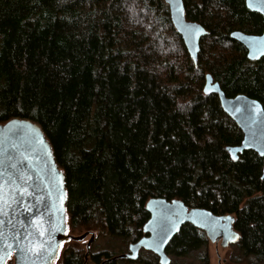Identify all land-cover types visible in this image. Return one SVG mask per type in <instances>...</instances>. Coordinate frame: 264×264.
<instances>
[{
    "label": "trees",
    "instance_id": "1",
    "mask_svg": "<svg viewBox=\"0 0 264 264\" xmlns=\"http://www.w3.org/2000/svg\"><path fill=\"white\" fill-rule=\"evenodd\" d=\"M184 3L208 31L197 63L164 0H0V124L19 117L42 127L66 177L69 234L126 246L144 236L151 197L179 198L233 214L243 256L264 264L263 157L232 159L228 146L244 134L204 92L211 74L227 96L264 106V57L250 60L231 38L262 34L264 16L246 0ZM208 242L187 223L167 252L184 257ZM115 256L69 239L60 264H160L147 250ZM199 260L209 264L207 252Z\"/></svg>",
    "mask_w": 264,
    "mask_h": 264
},
{
    "label": "water",
    "instance_id": "2",
    "mask_svg": "<svg viewBox=\"0 0 264 264\" xmlns=\"http://www.w3.org/2000/svg\"><path fill=\"white\" fill-rule=\"evenodd\" d=\"M170 9L172 22L180 33L185 46L194 60L198 62L201 39L208 34L207 29L199 22L188 20L186 17V8L184 0H164ZM249 3L252 7H249ZM247 7L264 16V3L261 0H246ZM187 26L203 27V34L191 36L186 32ZM236 33V35H232ZM231 38L243 44L248 51L250 60H259L264 57V32L262 34H251L242 30H234ZM204 92L216 93L224 111L236 122L244 134L242 143L237 146H228L231 156L235 154L237 159L245 150H254L263 157L264 162V106L258 99L247 94L239 93L229 97L226 95L218 81H214L211 74L206 75ZM249 109L246 112H236L235 109ZM251 116L252 120L247 117ZM254 120V122H253ZM16 145V148H12ZM230 150H237L233 153ZM30 159L24 160L23 157ZM9 157L13 163L19 162L18 167L26 170L28 175L33 177V181L39 185L37 196L42 200L37 207L33 208L31 214L25 212L19 204L13 205L8 210L5 223L0 226V231H4L8 236V242L12 244L10 254L0 252V264H6L11 258L14 264H55L59 258L65 242L69 239L83 241L88 236L87 253L91 251V245L95 240V233L85 232L80 235L69 234L68 213L66 208L67 188L64 171L59 167L52 145L46 137L42 127L35 121L28 118L14 117L5 123L0 124V160L4 161V167L7 168ZM236 159V160H237ZM37 177H39L37 179ZM264 177V164H263ZM176 203H173V202ZM24 203L27 206L36 205L34 198H25ZM147 210L150 214L149 219L144 224V236L129 244V250L126 253L119 254L113 259L127 258L136 260L139 258L142 250L151 251L159 258V263L167 261L171 264V257L167 252V247L174 236L187 223L202 229L208 239L212 242L221 240L223 247L240 239V233L235 229V216L233 214H215L213 211L204 207H190L182 199L155 196L147 202ZM176 213L179 219L175 221L178 231L173 229L165 236V229L170 227L168 215ZM211 213V215H207ZM42 215L47 229L46 236L41 238L35 229L30 227L33 216ZM222 217H231V220L221 219ZM11 221L9 223L8 221ZM23 225V226H22ZM19 233V236L16 233ZM31 232L32 236H28ZM233 234L239 239H232ZM51 240L49 243L54 245L50 253H32L28 252L29 240ZM141 240L151 243L156 240H165L161 243L159 250L154 246L148 247L141 245ZM21 244L24 246L21 249ZM136 245L135 255L132 245ZM58 250V254H57Z\"/></svg>",
    "mask_w": 264,
    "mask_h": 264
},
{
    "label": "snow or ice",
    "instance_id": "3",
    "mask_svg": "<svg viewBox=\"0 0 264 264\" xmlns=\"http://www.w3.org/2000/svg\"><path fill=\"white\" fill-rule=\"evenodd\" d=\"M174 2V0H173ZM261 3H264V0H261ZM249 7H252V4L249 3ZM205 29L203 27H194V26H187L186 32L191 36H198L200 34H203ZM232 35H236V33H232ZM179 108L183 109L184 105L180 104L178 105ZM236 112H246L250 111L249 109H240L236 108ZM249 120H252V117H247ZM254 122V120H253ZM12 148H16V145H12ZM233 151V153L237 150H230ZM264 155V153H262ZM24 160L30 159L29 157L25 156L23 157ZM232 159L236 160L237 156L235 154L232 155ZM12 158L9 157V163L7 168L4 167V161L0 160V217H7L8 216V210L12 208L13 205L19 204L21 207H23V210L29 214L33 212V208L37 207L39 203H42V200L39 196H37V192L40 190L39 185L32 182L33 177L31 175H28L26 170H24L21 167H18V163L11 162ZM39 177H37L38 179ZM264 179V177H262ZM25 198H34L37 201L36 205L27 206L24 201ZM173 203H176L175 201ZM207 215H211V213H208ZM168 222L170 224V227L165 229V236L168 235L170 231L173 229L179 230L176 228V223L179 219L178 214L176 213H170L167 217ZM221 219L225 220H231V217H222ZM11 223V221H8ZM5 223L4 219H0V226H3ZM23 226V225H22ZM30 227L35 229L36 233L39 237L43 238L46 236L47 229L45 227L44 218L42 215L33 216L31 219ZM17 236H19V233H16ZM28 236H32V233L29 232ZM232 239H239V237L235 234H233ZM51 240V237L49 236L48 241L45 240H29V247L27 249L28 252L32 253H50V251L55 247L49 241ZM166 242L165 240H156L149 243L148 241L141 240L139 243L141 245H147L148 247H155L157 250H159L160 244ZM24 246L21 244V249H23ZM12 249V244L8 242V236L4 231H0V252H3L5 254H10V250ZM133 254L135 255V249L136 245H132ZM58 254V250H57ZM2 259V258H0ZM162 264H167V261H163Z\"/></svg>",
    "mask_w": 264,
    "mask_h": 264
},
{
    "label": "rangeland",
    "instance_id": "4",
    "mask_svg": "<svg viewBox=\"0 0 264 264\" xmlns=\"http://www.w3.org/2000/svg\"><path fill=\"white\" fill-rule=\"evenodd\" d=\"M89 236L83 240V245L86 246ZM129 244L126 246L120 240H114L108 235H100L96 232L95 240L91 245V253L100 251H109L112 254H122L129 250ZM205 251L209 256V264H248L247 259L242 254V251L236 242L229 244L226 247L221 245V240L212 242L209 239L207 246L202 247L200 251H195L192 254L184 257H176L170 255L172 261L171 264H199L200 252ZM61 255V254H60ZM60 256L55 264H60ZM9 261V260H8ZM8 263L14 264V259H11Z\"/></svg>",
    "mask_w": 264,
    "mask_h": 264
}]
</instances>
